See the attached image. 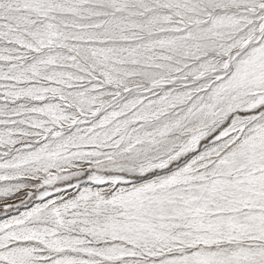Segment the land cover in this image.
Segmentation results:
<instances>
[{
	"label": "snow or ice",
	"instance_id": "obj_1",
	"mask_svg": "<svg viewBox=\"0 0 264 264\" xmlns=\"http://www.w3.org/2000/svg\"><path fill=\"white\" fill-rule=\"evenodd\" d=\"M0 264H264V0H0Z\"/></svg>",
	"mask_w": 264,
	"mask_h": 264
}]
</instances>
